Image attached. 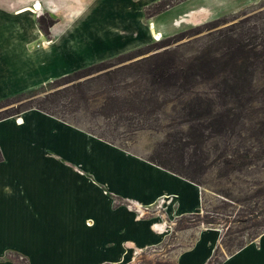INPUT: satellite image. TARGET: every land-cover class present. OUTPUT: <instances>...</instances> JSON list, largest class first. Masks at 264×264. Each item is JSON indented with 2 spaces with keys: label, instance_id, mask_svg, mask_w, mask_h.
Returning a JSON list of instances; mask_svg holds the SVG:
<instances>
[{
  "label": "trees",
  "instance_id": "16d2710c",
  "mask_svg": "<svg viewBox=\"0 0 264 264\" xmlns=\"http://www.w3.org/2000/svg\"><path fill=\"white\" fill-rule=\"evenodd\" d=\"M223 22L193 27L148 50L57 78L44 95L22 93L2 100L0 108L16 106L4 110L0 120L38 110L127 152L125 142L138 134L163 135L164 141L152 145L151 155L141 158L203 191L206 172L216 169L217 181L210 187L218 205L212 213L202 206L200 214L180 221L195 218L197 225L221 230L207 262L218 264L264 233V204L255 202L264 196V180L248 192L225 187L235 186L231 176L247 173L264 160V121L248 128L244 124L260 111L255 105L264 92V77L257 76L264 71V27H245L241 21L210 31ZM37 23L47 36L53 21L41 16ZM202 31L207 33L194 37ZM184 38L192 39L177 44ZM202 87L207 90L200 91ZM232 137L238 140L230 142ZM223 245L226 252L217 260Z\"/></svg>",
  "mask_w": 264,
  "mask_h": 264
},
{
  "label": "crops",
  "instance_id": "0c3cea01",
  "mask_svg": "<svg viewBox=\"0 0 264 264\" xmlns=\"http://www.w3.org/2000/svg\"><path fill=\"white\" fill-rule=\"evenodd\" d=\"M155 1L0 0V32L11 34L1 46L28 50L37 42L44 43L37 15H47L55 23L45 44L58 57H64L60 50L117 47L124 33H139L141 8ZM40 58L34 61L43 64L44 57ZM7 68L10 70L11 64L3 66L0 76H5ZM8 79L0 82V92L18 90V86L6 87ZM61 136L104 143L34 109L0 120V264H130L134 251L162 241L150 232L149 221L134 218L133 203L152 209L159 199L174 198L157 204L162 219L163 213L167 218H180L199 212L201 203L199 209L187 210L185 198L188 187H194L201 202L198 186L121 150L158 170L164 182L154 193L133 197L123 186L110 185L102 171L97 175L89 168L86 176L63 168L60 160L70 157L61 154L69 146ZM94 176L99 180H93ZM210 233L213 245L199 262L185 263V258L196 251L205 234L180 253L176 263L207 264L217 242V231ZM218 264H264V233Z\"/></svg>",
  "mask_w": 264,
  "mask_h": 264
},
{
  "label": "rangeland",
  "instance_id": "374dc122",
  "mask_svg": "<svg viewBox=\"0 0 264 264\" xmlns=\"http://www.w3.org/2000/svg\"><path fill=\"white\" fill-rule=\"evenodd\" d=\"M34 8L35 6L32 8L34 12L38 13L39 11H35ZM141 13L143 25L139 33H124L123 41L118 42L119 46L113 48L108 47L107 49L101 50L86 48L72 49V51L60 50L64 57H58L53 54L51 47H47L45 44L50 38L49 29L55 23V20L47 15H37L38 18L47 16L53 21V24L48 28L47 36L39 27L43 35V41L45 42H37L28 50L25 48L16 49L2 47L1 45L4 44L3 41L5 38L8 39L11 34L0 32V70L3 66L7 64L10 66L11 64L10 70L7 68L3 72L5 76H0V82L4 78H9L6 83L8 89L18 86V90L16 89L17 91L14 89V91L11 90L12 92H0V102L22 93H31L38 96L44 95L48 91V84L57 78L141 48L148 50V47L157 44L161 40H166L173 35L186 34L190 32V29L193 27L206 26L208 23L212 24V21L216 22L217 20L224 22L219 27L210 31L230 27L241 21H243L245 27L254 25L257 26L259 30L264 27V0H158L150 2L142 7ZM143 27L147 28L146 32L142 29ZM154 33H158L161 38L155 39L153 36ZM191 33H194V31ZM206 33V31H202L194 37H200ZM190 39L184 38L177 44L184 43ZM177 44L172 45V47ZM69 51L71 56L66 55L69 54ZM40 57H44L43 64L39 61H34L35 58L38 60L41 59ZM12 64L14 65L12 66ZM257 76L264 77V71ZM199 90L203 92L206 91L207 88L202 87V89ZM256 102L255 109L260 111L255 113V116L250 120L244 122L246 128L264 121V92H262L261 97L259 94ZM12 106H16V104L0 108V115L4 110ZM17 116L18 114L13 117L16 118ZM241 136L247 138L246 133ZM61 138L69 143L66 152L61 154L70 157V159L60 160V163L64 164L63 168L85 172L86 176H88L89 168L97 175L102 171L106 173L110 185L115 186L116 183L121 187L123 186L126 192L132 194L133 197L139 198H145L149 196V194L154 193L153 191L155 188L164 182L158 174V170L153 168L154 166L151 167L150 164L148 165L141 161L143 160L141 157H148L151 155V147L155 142L164 141L163 135H150L147 133L138 134L135 138H130L129 141L125 142L124 145L126 149H128V152L108 143L105 144V142L100 143L96 141L80 140L79 138H75V136H70L69 138L61 136ZM127 138L129 137L127 136ZM237 140L236 137L229 139L230 142H235ZM120 150L141 160L126 155L120 152ZM65 164H67V166ZM84 169L86 171H84ZM215 177L216 169H209L206 172L204 178L206 182H208V185H206L205 191L199 187L201 202L198 190L193 189L194 187H188V190L185 192V198L189 204L187 210L199 209L201 203V208L203 206L204 210L208 213L213 212L214 207L217 206L219 202V198L211 192L214 189L210 187V182L215 183L217 181ZM116 178L118 180H116ZM97 179L99 180L98 176L93 177V180ZM258 180H264V160L260 162L259 167L251 168L247 173L231 176L230 181L233 182L235 186L225 185V187L232 189L235 187L241 188L243 192H248L256 188L254 185ZM236 188L235 192L238 190ZM166 198L167 197H163L159 199V203H157L158 206L159 204H163L160 203V201ZM168 198H171L172 201L174 200L172 197ZM113 199L116 200L117 198L113 197ZM202 199L204 202L203 205ZM93 200L92 196V201ZM255 202L261 207L264 204V196L257 198ZM157 204L152 209L140 205L137 207L135 203L132 204L133 209H131V211H133L134 218L136 220L149 221L150 232L154 235L161 236L162 241L158 245L150 246L140 251H134L132 260L129 261L130 264H177V256L183 251L191 249L200 237L205 234L199 240V247L196 251L187 255L185 258V263L199 262L200 259L204 257V254L212 247L213 236L210 232L216 230L217 242L213 251L214 255L221 236V230L219 228L197 225L195 218L186 217L187 219L185 221H180L181 217L167 218L163 211L162 213L164 216L162 219L160 213L161 209L157 208ZM201 208L199 212L194 214H200L202 211ZM155 212H159V214ZM157 217L159 220L161 219V225L158 226L160 230L156 231L153 230V224L159 223V220L152 223L150 221ZM207 233H210V235L206 236ZM225 252L226 249L223 245L216 252L215 259H222ZM213 255L211 257H213ZM17 260L21 262V259L17 258Z\"/></svg>",
  "mask_w": 264,
  "mask_h": 264
},
{
  "label": "built area",
  "instance_id": "2783aa9c",
  "mask_svg": "<svg viewBox=\"0 0 264 264\" xmlns=\"http://www.w3.org/2000/svg\"><path fill=\"white\" fill-rule=\"evenodd\" d=\"M168 202H169V203L172 202L171 198H168V197H167L165 200H161V201H160V203H164V204H165V203H168ZM159 206H161V205L159 204ZM160 225H161L160 222H159V223H156V224H153V230H156V231H157V230H160V228L158 227V226H160Z\"/></svg>",
  "mask_w": 264,
  "mask_h": 264
},
{
  "label": "bare ground",
  "instance_id": "6f19581e",
  "mask_svg": "<svg viewBox=\"0 0 264 264\" xmlns=\"http://www.w3.org/2000/svg\"><path fill=\"white\" fill-rule=\"evenodd\" d=\"M154 38H155V39H160L161 36H160L159 34H158V35L156 34V35L154 36Z\"/></svg>",
  "mask_w": 264,
  "mask_h": 264
}]
</instances>
